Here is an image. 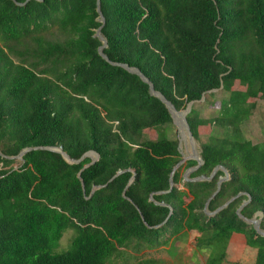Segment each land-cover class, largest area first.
I'll return each mask as SVG.
<instances>
[{"label":"trees","instance_id":"obj_1","mask_svg":"<svg viewBox=\"0 0 264 264\" xmlns=\"http://www.w3.org/2000/svg\"><path fill=\"white\" fill-rule=\"evenodd\" d=\"M26 1L0 0V264H152L144 250L192 231L206 264H223L238 237L264 264V237L237 214L248 196L241 215L264 214V142L242 132L251 101H264V0H101L110 62L139 69L178 111L193 103L187 121L204 164L191 181L197 162L181 165L171 192L183 160L172 117L139 76L99 55L97 0ZM218 90L228 99L202 118L196 104ZM36 147L99 160L85 168L90 158L69 164L41 150L16 159ZM219 166L230 179L208 210L235 200L213 217L205 206L224 172L193 180Z\"/></svg>","mask_w":264,"mask_h":264},{"label":"water","instance_id":"obj_2","mask_svg":"<svg viewBox=\"0 0 264 264\" xmlns=\"http://www.w3.org/2000/svg\"><path fill=\"white\" fill-rule=\"evenodd\" d=\"M14 1V0H13ZM32 0H27L25 4L29 3ZM38 1V0H36ZM19 6H22V4H17ZM97 11L99 13V17H100V22L103 24V26L101 28H99L96 32L95 37L98 38L101 42H102V46L99 48V55L107 62H109L110 64L114 65V66H119L122 67L123 69H125L126 71H128L131 74L137 75L139 76L143 82L147 83L150 87V94L151 96L158 98L167 108L168 112L170 113L173 123L176 126V128L178 129L179 134L181 135V140H179V146L178 149L180 151V153L182 154L183 160L180 164H178L172 174H171V180H170V189L168 192H171L174 188V183H173V176L175 171L181 166L183 165L186 161L188 160H194L197 162V166L193 169L188 170L185 174H184V180L185 181H191V179L189 178L190 174L193 171L198 170L204 163L201 157V151L198 149V144L197 141L195 140L190 126L188 124L187 121V116L188 114L191 112L192 110V106L193 103H190L187 107V109L185 111H178L175 106L169 102L161 93L157 92L155 90L154 85L144 76V74L137 68H131L128 65H120V64H114L111 63L110 60L108 59V57L104 54V49L108 47V42L106 40V38L104 37V35L102 34V29L106 23L105 17L103 16L102 12H101V0H97ZM202 101H204V97L202 98ZM182 131L185 133V140L182 139ZM51 151L54 153H59L62 155V157L64 158L65 161H67L69 164H79L81 163L84 159L86 158H90L91 159V163L89 165H87L85 168H88L92 165H94L98 160H99V155L96 152H89L87 154H85L80 160L76 161L71 159L63 150L62 147H57V148H51V147H36V148H27L21 151V153L19 154V156L16 157V159L18 160H22L23 157L31 152V151ZM12 159V158H11ZM14 159V158H13ZM221 170L224 172L225 176L223 178L220 179L219 183H218V189L215 192V194L211 197V199L207 202L206 206H205V213L209 216H217L221 211H223L224 209H226L229 204L231 202H233L235 200L231 199L230 201H228L224 206H222L221 208H219L217 211H215L214 213H210L208 210L209 207V203L210 201L216 196V194H218V192L221 190V186L223 183H225L226 181H228L230 179V175L229 172L222 166L217 167L213 173L211 174L210 177H199L194 179L193 181H212L213 178L215 177L216 173ZM121 173H118L116 175L119 176ZM115 177V178H116ZM114 178V179H115ZM112 179V181L114 180ZM111 182V181H110ZM132 181L130 182V185L132 184ZM106 186H99V187H94L92 194H94L95 191L102 189ZM84 188V185H83ZM166 192H161L159 194H164ZM243 194L238 195V197L242 196ZM124 196H125V192H124ZM236 197V198H238ZM151 201H154L153 195L151 196ZM251 201V197L248 196V201L245 202L243 204V206L238 210L237 214L239 215V217L248 225H252L255 229V231L257 232L258 235L264 237V230L261 229L260 227V223H261V219L263 218L264 214L263 213H258L252 220H248L246 218H244L241 215V210L243 209L244 206H246L249 202ZM170 208V214L168 216V218L166 219V221L162 224L159 225L157 227H155L156 229H161L167 222L168 220L171 218L172 214H173V209L171 206H168Z\"/></svg>","mask_w":264,"mask_h":264},{"label":"rangeland","instance_id":"obj_3","mask_svg":"<svg viewBox=\"0 0 264 264\" xmlns=\"http://www.w3.org/2000/svg\"><path fill=\"white\" fill-rule=\"evenodd\" d=\"M239 88L240 87L238 86V84H236V89ZM228 97L229 94L222 90L211 92L209 93L208 96H206L205 99L206 103L203 101V103L201 104H196V108L197 110H199L202 118L205 119L214 118L219 114L222 101H226ZM251 103H254L256 105V108L251 118L243 125L242 132L247 140L251 141L253 144L256 145L264 142V101L260 99H256L251 101ZM203 131L205 133L209 132L210 128L205 127ZM154 136L156 135L153 133L150 134L151 138H154ZM168 136L170 139L181 140V135L179 134L176 126L170 129ZM198 149L200 150L199 144H198ZM73 236H74V232L72 230H69L64 233V236L61 240L59 252L62 251L65 252L69 250ZM233 241L234 240L230 242V246H229L230 249H228L227 251V257L223 264H254V260H255L254 252L246 251V250L244 251L246 246L242 242L241 237H238L235 242ZM250 249L254 250L255 252L257 251L256 249L253 248ZM163 255L165 258H168V256L165 253ZM149 257L150 256H146L145 258H149ZM172 259H173L172 260L173 264H185V262L188 261V259L184 258L183 256L180 258H172ZM206 263H207V259H204L203 264ZM109 264L112 263L109 262ZM115 264H136V261L131 260L125 262V260L123 261L122 259H118L115 260Z\"/></svg>","mask_w":264,"mask_h":264},{"label":"crops","instance_id":"obj_4","mask_svg":"<svg viewBox=\"0 0 264 264\" xmlns=\"http://www.w3.org/2000/svg\"><path fill=\"white\" fill-rule=\"evenodd\" d=\"M198 237L199 234L196 231L184 232L178 237L171 238L163 247L144 250L142 255H144V257L150 256L145 259L151 261L152 264H173L172 258H180L182 256L188 259L185 264H203V260L207 259V252L196 250L195 246ZM233 240V242H235L237 238ZM245 250L254 252V257L256 258L257 251L255 252L254 250H251L248 246L245 247L244 251ZM164 253L168 256V258L164 257Z\"/></svg>","mask_w":264,"mask_h":264},{"label":"bare ground","instance_id":"obj_5","mask_svg":"<svg viewBox=\"0 0 264 264\" xmlns=\"http://www.w3.org/2000/svg\"><path fill=\"white\" fill-rule=\"evenodd\" d=\"M182 139L185 140V133L182 131Z\"/></svg>","mask_w":264,"mask_h":264}]
</instances>
